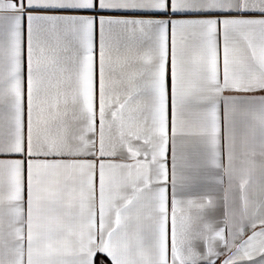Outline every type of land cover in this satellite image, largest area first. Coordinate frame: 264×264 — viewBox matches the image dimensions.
I'll return each instance as SVG.
<instances>
[{"label": "snow or ice", "instance_id": "1", "mask_svg": "<svg viewBox=\"0 0 264 264\" xmlns=\"http://www.w3.org/2000/svg\"><path fill=\"white\" fill-rule=\"evenodd\" d=\"M0 264H264V0H0Z\"/></svg>", "mask_w": 264, "mask_h": 264}]
</instances>
